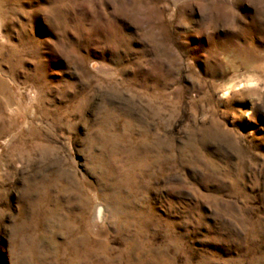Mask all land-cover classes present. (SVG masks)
Returning a JSON list of instances; mask_svg holds the SVG:
<instances>
[{"label": "rangeland", "instance_id": "1", "mask_svg": "<svg viewBox=\"0 0 264 264\" xmlns=\"http://www.w3.org/2000/svg\"><path fill=\"white\" fill-rule=\"evenodd\" d=\"M0 264H264V0H0Z\"/></svg>", "mask_w": 264, "mask_h": 264}, {"label": "bare ground", "instance_id": "2", "mask_svg": "<svg viewBox=\"0 0 264 264\" xmlns=\"http://www.w3.org/2000/svg\"><path fill=\"white\" fill-rule=\"evenodd\" d=\"M103 212H104L103 209H99V212H98V213H99V217H100V218L103 217Z\"/></svg>", "mask_w": 264, "mask_h": 264}, {"label": "snow or ice", "instance_id": "3", "mask_svg": "<svg viewBox=\"0 0 264 264\" xmlns=\"http://www.w3.org/2000/svg\"><path fill=\"white\" fill-rule=\"evenodd\" d=\"M241 87H243V85H241Z\"/></svg>", "mask_w": 264, "mask_h": 264}]
</instances>
